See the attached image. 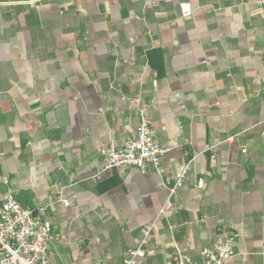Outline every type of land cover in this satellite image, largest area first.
I'll list each match as a JSON object with an SVG mask.
<instances>
[{"label": "crops", "instance_id": "0c3cea01", "mask_svg": "<svg viewBox=\"0 0 264 264\" xmlns=\"http://www.w3.org/2000/svg\"><path fill=\"white\" fill-rule=\"evenodd\" d=\"M136 99L172 145L162 174L105 169L98 153L135 136ZM0 155V203L12 192L47 208L50 264H126L148 224L144 264H170L173 243L206 264L201 251L226 234V264H264L257 0H0Z\"/></svg>", "mask_w": 264, "mask_h": 264}, {"label": "built area", "instance_id": "2783aa9c", "mask_svg": "<svg viewBox=\"0 0 264 264\" xmlns=\"http://www.w3.org/2000/svg\"><path fill=\"white\" fill-rule=\"evenodd\" d=\"M257 4L264 16V0H257ZM180 9L183 17H189L193 13L189 3H181ZM133 103L137 107L138 115L136 134L121 146L108 142L98 149L104 161V168L134 167L142 175L151 172L162 174L163 158L172 150V145L160 143L156 139V132L148 114L149 105L141 99H136ZM187 155L189 156V153ZM2 161L3 156L0 155V166ZM191 162L192 159L171 189V196L183 186ZM204 186V179H200L198 187ZM58 201L63 206L70 207L76 204L77 196L60 194ZM46 211V207L29 209L22 206L12 192L4 195L0 203V264H50L51 245L56 237L53 233V224L44 218ZM160 216H166L165 209L161 210ZM153 232L154 224L140 228L141 240L136 248L126 252V264H132L136 259L140 264H144ZM236 239V235L226 234L211 247L203 249L201 255L206 264H226L234 258ZM172 249L170 264H199L191 260L187 250L178 244L173 243Z\"/></svg>", "mask_w": 264, "mask_h": 264}]
</instances>
